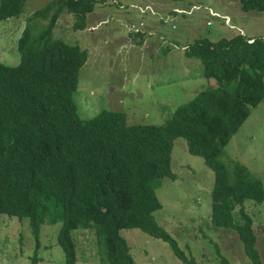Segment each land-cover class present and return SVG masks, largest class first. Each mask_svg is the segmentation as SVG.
Returning a JSON list of instances; mask_svg holds the SVG:
<instances>
[{
	"label": "trees",
	"instance_id": "16d2710c",
	"mask_svg": "<svg viewBox=\"0 0 264 264\" xmlns=\"http://www.w3.org/2000/svg\"><path fill=\"white\" fill-rule=\"evenodd\" d=\"M98 0H49L26 17L17 40L20 61H0V214L28 217L35 251L41 224L61 222L57 242L64 264H77L72 230H92L103 262L135 264L121 230L139 228L186 260L176 239L157 224L155 189L170 169L173 140L214 171L210 224L237 232L252 264H261L244 201L264 200L262 182L239 161L226 165L224 146L264 99V37H199L184 48L201 75L214 79L178 104L160 124L127 123L103 109L83 118L73 98L86 49L54 35L63 12L83 29ZM182 1V0H177ZM184 1V0H183ZM264 12V0H238ZM26 0H0V21L19 16ZM46 20L45 24L39 22ZM240 222L234 219L235 209ZM222 264H228L222 257Z\"/></svg>",
	"mask_w": 264,
	"mask_h": 264
},
{
	"label": "rangeland",
	"instance_id": "374dc122",
	"mask_svg": "<svg viewBox=\"0 0 264 264\" xmlns=\"http://www.w3.org/2000/svg\"><path fill=\"white\" fill-rule=\"evenodd\" d=\"M49 0H26L19 16L0 21V61L17 64V40L26 17ZM72 13L59 15L54 35L88 52L78 71L73 98L79 115L89 118L103 109L126 113L127 123H164L174 108L213 84L200 73L201 62L185 56L194 39L217 40L240 32L264 37V12L241 10L238 0H98L83 29L73 27ZM45 24L46 20L39 22ZM184 137L171 147L173 178L163 176L155 189L161 207L157 224L177 241L186 260L162 239L139 228L123 229L135 264H252L237 232L210 224L214 171L186 148ZM224 161H239L264 188V99L253 107L224 146ZM252 218L256 247L264 264V200L244 201ZM234 219L240 222L236 210ZM61 222L43 223L35 251L28 217L0 214V264H64L57 242ZM77 264L103 262L92 230L75 229Z\"/></svg>",
	"mask_w": 264,
	"mask_h": 264
}]
</instances>
